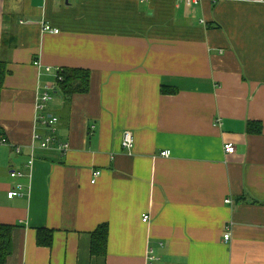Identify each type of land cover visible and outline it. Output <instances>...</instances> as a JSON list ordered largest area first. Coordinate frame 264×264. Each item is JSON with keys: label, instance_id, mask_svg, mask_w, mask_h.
<instances>
[{"label": "crops", "instance_id": "0c3cea01", "mask_svg": "<svg viewBox=\"0 0 264 264\" xmlns=\"http://www.w3.org/2000/svg\"><path fill=\"white\" fill-rule=\"evenodd\" d=\"M4 62L0 225L15 227L6 264H149L150 251L156 264H264L262 0H0ZM64 68L92 72L90 94L68 106L53 93L43 113L59 118L67 153L34 142L53 134L37 102ZM32 156L31 178L13 179L31 173ZM18 184L24 196L9 199ZM104 224L101 257L92 241ZM39 230L54 232L51 246Z\"/></svg>", "mask_w": 264, "mask_h": 264}, {"label": "trees", "instance_id": "16d2710c", "mask_svg": "<svg viewBox=\"0 0 264 264\" xmlns=\"http://www.w3.org/2000/svg\"><path fill=\"white\" fill-rule=\"evenodd\" d=\"M6 64L0 65V91L6 77ZM59 75V77H58ZM92 91V72L85 68H64L57 72L54 94H60L68 106L76 96H85ZM176 92V89L171 91ZM256 126L262 129V124L249 123V132H254ZM14 228L13 226L0 225V264H6L14 252ZM54 232L39 230L38 244L40 246H51ZM109 240V226L101 225L93 234L92 253L96 256H106Z\"/></svg>", "mask_w": 264, "mask_h": 264}, {"label": "built area", "instance_id": "2783aa9c", "mask_svg": "<svg viewBox=\"0 0 264 264\" xmlns=\"http://www.w3.org/2000/svg\"><path fill=\"white\" fill-rule=\"evenodd\" d=\"M264 2V0H262ZM42 30L44 33H51L54 35H59L61 31L59 29L53 28L51 25L48 24H42ZM35 65L37 67H41V64L39 61L35 62ZM47 72H51V68H47ZM57 77V74H56ZM59 77V75H58ZM55 90V84L54 85H48L44 88V91H42L38 96V102H37V112H38V123L48 126L52 129L53 134L49 136L43 137L42 134L39 132H36L34 136V142L35 144L39 145L41 149L49 150V149H58L62 153H67L70 149V145L67 143H60L58 139L55 137V133L57 132L58 126H59V118L57 116L53 115H44L43 113L47 111L49 108L50 103L54 99L53 92ZM1 144H8V141L6 139H3L0 141ZM123 148L127 151L132 152L134 150L135 146V137L134 134L131 131H125L123 134ZM35 147H33V150ZM225 153L227 155H234L236 154V147L232 144H226L224 147ZM35 151V150H34ZM17 153H21V151L18 149ZM171 156V153L169 151L163 152L162 157L168 158ZM33 162L34 157L32 156V161L30 165L28 166L29 171L31 172L29 175L24 174L22 172L14 171L11 173V177L13 179H21V178H31L32 171H33ZM102 175L101 171H95L94 178L92 181V184H96L99 177ZM24 196V186L22 184H18L8 193L9 199H14L16 197H23ZM227 204H232L231 200L226 201ZM150 220L149 216H144V222H148ZM231 227H227L224 233V240L225 242H229L232 238L231 235ZM161 258L159 256H156L154 254V251H150L149 255V264H156L157 261H160Z\"/></svg>", "mask_w": 264, "mask_h": 264}]
</instances>
